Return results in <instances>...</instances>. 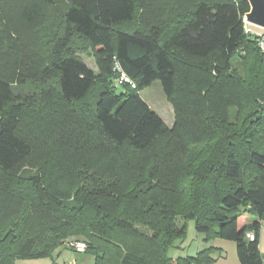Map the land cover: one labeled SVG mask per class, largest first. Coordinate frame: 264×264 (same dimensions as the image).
I'll return each instance as SVG.
<instances>
[{"label": "trees", "instance_id": "trees-1", "mask_svg": "<svg viewBox=\"0 0 264 264\" xmlns=\"http://www.w3.org/2000/svg\"><path fill=\"white\" fill-rule=\"evenodd\" d=\"M17 1L47 55L32 134L20 132L16 77L0 73V264L73 250L70 237L94 264L212 263L209 250L167 256L180 218L233 241L240 264H264V34L246 29L248 1ZM3 51L22 48L12 39ZM115 62L133 83L119 93ZM155 80L172 127L139 94ZM43 149L37 171L20 173Z\"/></svg>", "mask_w": 264, "mask_h": 264}, {"label": "rangeland", "instance_id": "rangeland-1", "mask_svg": "<svg viewBox=\"0 0 264 264\" xmlns=\"http://www.w3.org/2000/svg\"><path fill=\"white\" fill-rule=\"evenodd\" d=\"M61 5L63 6V3H60V6ZM17 7V0H8L0 4V17L4 18V20H0V73L7 76L10 74L16 77V82L19 87L18 89L21 91L22 98L24 97L26 99L28 107L25 111L26 113L24 114L23 121L20 124V132L28 135L33 132V128H31L32 119L29 118L31 116L30 106L36 107V105H40V65L46 60L47 50L45 49L46 46L38 40V35H36L37 31L35 35L33 33L38 28V25L31 27L24 25L20 18L17 17ZM6 14H8V16ZM5 27L7 28L5 29ZM246 28L256 35L264 34V29L258 26L246 23ZM12 39L17 41L22 48V53L19 55H7L3 51L4 45L7 42H12ZM74 45L79 51V56L87 66L98 74L91 48L82 40L78 39ZM114 74L115 77L119 76L117 71L114 72ZM17 78H19V80L21 79V82H19ZM113 84L116 87L117 93L122 91V84L117 85L114 80ZM139 94L161 117L167 126L172 125L174 121L173 109L165 97L159 80L153 81L149 86L142 89ZM62 110H65V107ZM37 120L36 118V124ZM39 148V146H36V149ZM37 151L35 154L36 157H31L30 160L21 167L19 170L20 173L36 172L37 166L42 165L46 157L44 153H47V151L45 149L40 152ZM50 153L52 152L50 151ZM41 155L43 157H41ZM178 221L180 224H185V234L182 238L176 239L172 245L168 247L166 252L167 256L178 258L187 255H196L197 247H199L205 235L195 230V224L192 219H186L184 221L180 218ZM70 238V240L73 239L72 237ZM66 241L67 240H65V242ZM15 264H94V256L92 254L75 252L63 246H58L50 255L18 258L15 260Z\"/></svg>", "mask_w": 264, "mask_h": 264}, {"label": "crops", "instance_id": "crops-1", "mask_svg": "<svg viewBox=\"0 0 264 264\" xmlns=\"http://www.w3.org/2000/svg\"><path fill=\"white\" fill-rule=\"evenodd\" d=\"M173 123L168 127H172ZM249 220L252 221L253 218L250 217ZM260 225L261 226L258 246L260 252L264 254V219L261 220ZM204 250L210 251L208 256L212 259V263L205 264H240L236 256V248L233 241L221 239L219 237H214L210 240H205L203 237V241L201 242V244H199V247H197L196 252L198 253Z\"/></svg>", "mask_w": 264, "mask_h": 264}, {"label": "built area", "instance_id": "built-area-1", "mask_svg": "<svg viewBox=\"0 0 264 264\" xmlns=\"http://www.w3.org/2000/svg\"><path fill=\"white\" fill-rule=\"evenodd\" d=\"M245 22V21H244ZM247 29V28H246ZM247 31H249L247 29ZM250 32V31H249ZM263 36V35H260ZM261 47H263V43L261 42ZM114 72H118L119 76L113 78L114 81H116L117 85L123 84V83H128L133 85L132 81L121 71L119 65L117 62H115L114 67H113ZM246 237L250 240L254 239V234L253 232H247ZM66 246L69 248H72L75 252H83L86 249L87 244L84 241L81 240H67L65 243Z\"/></svg>", "mask_w": 264, "mask_h": 264}, {"label": "water", "instance_id": "water-1", "mask_svg": "<svg viewBox=\"0 0 264 264\" xmlns=\"http://www.w3.org/2000/svg\"><path fill=\"white\" fill-rule=\"evenodd\" d=\"M249 11L244 15V21L264 29V0H247Z\"/></svg>", "mask_w": 264, "mask_h": 264}]
</instances>
